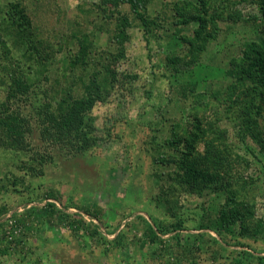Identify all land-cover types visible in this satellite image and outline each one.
<instances>
[{"label":"rangeland","instance_id":"obj_1","mask_svg":"<svg viewBox=\"0 0 264 264\" xmlns=\"http://www.w3.org/2000/svg\"><path fill=\"white\" fill-rule=\"evenodd\" d=\"M30 1L28 15L43 41L60 43L68 49L72 40L70 34L89 32L98 50L106 48L108 34L95 27L101 22L94 12V3L98 0ZM250 1L236 5V10L244 17L257 14V8ZM161 2L163 4L164 0ZM158 7L159 4L152 2L149 14ZM120 9L128 15L131 25L126 28L124 58L117 62V82L110 88L108 97L95 103L89 111L99 139L96 146L70 154L42 139L33 119H30L31 133L27 135L29 152L6 149L0 141V207L7 208L0 215V264H168L172 261L164 247L173 244L169 237L174 232L158 233L162 242L154 243L143 232L146 222L156 231L158 227L168 230L169 220L163 206H155L152 201L157 187L149 143L153 134L154 140L161 142L169 123L178 120L180 113L211 118L215 114L223 116L219 126L227 130L231 151L249 163L239 172L245 179L255 181L253 211L255 219L264 226V152L248 137L242 136V139L229 120L234 113L226 111L223 89L226 61L222 60L225 56L220 52L237 48L249 35V29L238 22L225 32L227 23H221L218 40L209 54L204 53L195 68L174 72L167 64L171 49L163 30L144 32L132 20L127 5ZM8 44L12 45V41ZM13 56L20 67V53L16 51ZM55 59L48 80L39 76V81H34V85H46L51 93L53 88L66 87L71 81L62 74L65 63L62 54H55ZM4 63L0 56V64ZM1 65L0 73H5ZM193 81H198L196 87H191ZM2 86L0 82V100L4 97ZM180 87L185 89V97L177 94ZM218 90L221 91L218 99L211 97V93ZM33 91L41 96L38 88ZM172 92H175L176 103L169 102ZM32 96V99L17 102L29 117L32 115L30 105L38 99L35 94ZM39 155L45 159L43 163L36 161ZM49 194L55 199L46 198ZM205 198L183 194L179 205L189 212L200 204H208L209 199ZM46 203L55 205L51 217L46 215ZM211 203V207H218L222 198ZM95 211L100 220L88 214ZM191 224L190 220L185 226L190 228ZM6 231L12 235L11 241L5 239ZM187 232L198 231L183 230L180 239ZM206 233L217 238L212 230ZM261 237L264 238V232ZM258 242L251 245L256 247L257 255L263 256L264 240ZM227 248L225 258L215 264H236L241 247Z\"/></svg>","mask_w":264,"mask_h":264},{"label":"trees","instance_id":"obj_2","mask_svg":"<svg viewBox=\"0 0 264 264\" xmlns=\"http://www.w3.org/2000/svg\"><path fill=\"white\" fill-rule=\"evenodd\" d=\"M161 1L98 0L94 3L95 15L101 20L95 25L96 30L108 34L106 48L98 50L89 32L70 34L72 40L68 49L60 43L43 41L28 15L30 0H0V56L6 62L4 66L0 64L1 71H5L0 73L4 92L0 100L2 146L29 152L30 119L34 120L42 139L70 154L96 146L99 139L89 111L95 103L108 97L110 88L117 82V62L124 58L126 28L131 25L128 15L120 8L127 5L132 20L144 32L163 30L171 49L167 64L174 72L194 67L202 61L204 53L209 54L218 40L221 23H227L225 32L238 22L249 29V35L237 48L231 51L221 48L225 56L222 60L226 61L223 89L226 111L234 113L229 117L233 128L238 129L241 138L248 137L264 152V0L250 1L257 8V14L247 18L236 10L237 3L246 0H164V5ZM152 2L159 7L150 15L148 7ZM8 41H12V45ZM16 51L22 61L20 67L13 56ZM58 53L65 60L62 74L71 81L66 87L56 86L51 93L46 85L40 87L34 85V81L38 82L39 76L48 80L50 66ZM190 85L196 87L198 81ZM181 87L177 94L185 97V89ZM37 88L40 97L33 91ZM190 92L193 91L190 89ZM172 93L169 102L176 103L175 92ZM34 94L38 99L31 101L29 117L17 102L32 99ZM220 94L218 90L212 92L211 97L218 99ZM178 116V120L169 123L161 142H156L153 134L149 143L157 187L152 201L155 206H163L169 220L168 230L158 227L156 231L146 222L144 236L154 243L161 238L158 233L174 232L169 237L173 244L164 247L172 257L168 264H215L225 258L227 247L232 245L241 247L236 264H264V255H257L256 247L251 245L264 240L261 237L264 226L255 219L253 211L255 181L245 179L239 172L249 163L231 151L227 130L219 126L223 116L215 114L211 118L197 113ZM29 154L34 157L33 152ZM35 158L39 163L45 161L42 155ZM183 194L207 197L209 201L188 212L179 205ZM48 196L46 198L55 199L51 194ZM218 198H222V203L211 207L209 204ZM45 208L46 215L53 216L54 203H46ZM6 211L5 206L0 207V215ZM88 214L100 220L98 212ZM190 220L193 225L188 228L185 223ZM189 229L198 232H187L180 239V233ZM206 230H212L219 240Z\"/></svg>","mask_w":264,"mask_h":264},{"label":"built area","instance_id":"obj_3","mask_svg":"<svg viewBox=\"0 0 264 264\" xmlns=\"http://www.w3.org/2000/svg\"><path fill=\"white\" fill-rule=\"evenodd\" d=\"M7 238V241H11L12 240V235H10L9 231L5 232V239Z\"/></svg>","mask_w":264,"mask_h":264}]
</instances>
